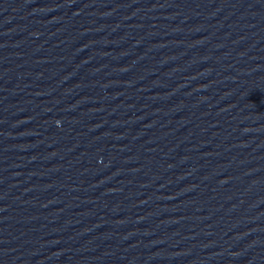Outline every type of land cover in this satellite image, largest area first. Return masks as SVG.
Masks as SVG:
<instances>
[{"label":"water","instance_id":"water-1","mask_svg":"<svg viewBox=\"0 0 264 264\" xmlns=\"http://www.w3.org/2000/svg\"><path fill=\"white\" fill-rule=\"evenodd\" d=\"M0 264H264V0H0Z\"/></svg>","mask_w":264,"mask_h":264}]
</instances>
